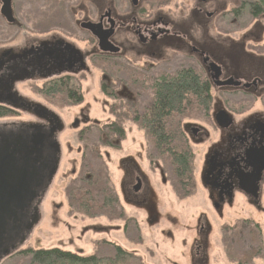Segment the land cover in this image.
Wrapping results in <instances>:
<instances>
[{
  "label": "flooded vegetation",
  "instance_id": "1",
  "mask_svg": "<svg viewBox=\"0 0 264 264\" xmlns=\"http://www.w3.org/2000/svg\"><path fill=\"white\" fill-rule=\"evenodd\" d=\"M173 1L78 0L72 6L73 0H0V107L33 122L3 125L0 140L41 133L50 150L59 146L53 152L58 171L35 199L39 224L64 159L60 136L66 127L54 110L21 89L29 88L42 100L61 90L79 107L67 131L75 134L78 146L66 143V148L69 154L91 157L80 182H93L103 167L110 174L109 163L115 206L125 217L137 225L140 217L150 234L157 230L172 244L177 234L184 235L181 259L169 264H264V17L252 16L250 28L245 24L233 32L221 24L238 18L219 0ZM53 4L62 6L66 17L57 21ZM180 72L193 74L203 90V99L190 93L181 102L203 104V116H177L194 162L199 157L196 192L186 199L202 195L192 219L156 182L158 170L170 187L166 165L152 155L151 137L141 126L150 119L157 86ZM80 78L89 80L87 90L98 87L102 98L93 100L105 122L84 105L83 82L72 87ZM221 112L226 124L218 122ZM78 160L71 159L64 180L73 177L65 188L68 214L82 217L69 195L81 176L75 169ZM173 194L178 204L186 201ZM52 208L60 212L62 205ZM16 233L8 246L18 243L25 229Z\"/></svg>",
  "mask_w": 264,
  "mask_h": 264
},
{
  "label": "rangeland",
  "instance_id": "2",
  "mask_svg": "<svg viewBox=\"0 0 264 264\" xmlns=\"http://www.w3.org/2000/svg\"><path fill=\"white\" fill-rule=\"evenodd\" d=\"M67 1L70 0H65V2ZM76 1L78 0H73L72 6L76 5ZM180 1L181 0H174L173 2ZM247 1L255 0H219L222 6L223 4L227 6V10L233 11V18H238V21L234 24H230L228 19V21L221 24V28H227L228 31L234 32L236 29H242L245 24H247L246 26H248V28L251 27V24L253 23V15L251 13L252 9L247 5ZM35 5L39 7L41 6L40 4ZM36 6H34V8ZM53 13L55 14V17L57 15L63 18L66 17V11L62 8V6H55L53 4L52 14ZM226 18H229V16ZM174 65L177 66L180 65V63L175 62ZM79 82H83L82 90L84 94V105L88 103L92 109V116L100 119L102 122H105L107 117L102 115L100 104L97 105L95 100H93L94 98L98 100L102 98L98 87L92 88L90 86L87 90L85 87L89 85V80L82 78L73 80L72 87L76 89L74 85H77ZM21 91L24 95L54 110L62 118L66 127V131L60 136L64 159L61 163L60 171L50 188L49 194L45 197V201L43 202V211L41 212L42 217L39 224L34 228L27 241L20 247V251L12 254L1 264H31L30 256L22 254L23 251L28 249L34 251L60 248L85 256L93 254L95 248L97 247H99V250L103 251L104 254H107L111 249V245H119L128 251L135 252L143 259L145 264H169V260L179 261L181 259L180 255L182 251L180 242L184 237L182 233L176 235L174 239L175 243L172 244L171 241L163 239L157 230L150 234L148 229L141 224L140 217L136 218V220L140 222V224L138 223L137 225L134 223V220L132 221L128 217H126L125 220L112 222L108 221L104 217L89 219L80 216L75 217L73 214H68L69 208L65 188L73 177L66 180L64 179L65 177H68L70 173V161L71 159H79L76 168H74L76 169V174H82L87 169V163L91 160V157L87 154H83L84 157L75 155L74 153L69 154L70 152L66 148V143H70L74 149L75 146H78L77 137H74L75 134L67 131L71 130L72 119L78 113L79 107L75 108L71 106L72 102L66 98L64 92L61 90H57L56 95L54 96L43 97L44 101L40 99V96H36L29 88L24 87ZM75 91L76 90L73 92ZM192 106L194 107L189 106V111H187L183 117L190 116L193 119H200L204 114L203 108L198 109L196 105ZM173 116L175 117L176 115ZM7 119L9 120L0 119V128H2L5 124V126L10 128L12 124L19 125L24 123L27 125L33 123L31 122V117L26 114L11 115ZM190 148L192 149V146H190ZM198 163L199 157H195V168L198 166ZM107 167L110 173L109 175L111 176L110 178L112 184L114 181V170L109 163L107 164ZM159 173L160 172L157 170L155 173V180L159 184L162 192H165L164 196H166L170 202H174L176 209L181 210L184 206L187 209L184 213L185 217L187 219H192L193 216L198 214L197 209L193 208V206L197 202L196 199L201 201L202 195L197 198L193 197L186 200L182 204H178L169 185L164 182L162 175ZM52 204H61L62 209L60 212L53 213ZM260 222L264 228V218H262ZM219 224L220 223L215 224L217 230L219 229Z\"/></svg>",
  "mask_w": 264,
  "mask_h": 264
},
{
  "label": "trees",
  "instance_id": "3",
  "mask_svg": "<svg viewBox=\"0 0 264 264\" xmlns=\"http://www.w3.org/2000/svg\"><path fill=\"white\" fill-rule=\"evenodd\" d=\"M247 2L252 9L253 17H264V0ZM55 18L60 21L63 17L57 15ZM190 93L203 99L202 87L190 72H180L175 77L161 82L157 86V101L153 105L150 119L141 122V126L151 137L152 155L166 165V179L180 200H186L196 192L194 154L181 131V121L176 120L178 115H184L189 111V106L194 107L181 103ZM73 96L78 98L74 94ZM201 105L204 107L203 104ZM202 106L197 105L198 108ZM10 115L0 107V117ZM84 175L85 172L74 182L75 184L73 183L69 191L77 213L89 219L104 217L112 222L125 220L126 217L115 206L111 178L104 167L101 173L94 177L93 182L88 184L79 182ZM110 247L107 254L97 247L93 254L85 256L60 248L34 251L28 249L22 254L30 256L31 264H145L135 252L119 245Z\"/></svg>",
  "mask_w": 264,
  "mask_h": 264
},
{
  "label": "water",
  "instance_id": "4",
  "mask_svg": "<svg viewBox=\"0 0 264 264\" xmlns=\"http://www.w3.org/2000/svg\"><path fill=\"white\" fill-rule=\"evenodd\" d=\"M218 122L226 124L225 113L219 114ZM60 129L57 124L56 130ZM27 134L0 140V264L27 241L37 226L35 199L51 185L59 167V160L53 156V152H59V146L50 150L44 135ZM22 228L25 233L18 238L19 242L8 246Z\"/></svg>",
  "mask_w": 264,
  "mask_h": 264
}]
</instances>
